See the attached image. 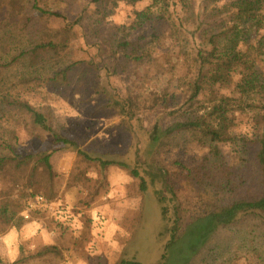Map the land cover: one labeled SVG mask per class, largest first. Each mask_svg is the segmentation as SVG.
Returning <instances> with one entry per match:
<instances>
[{
	"label": "trees",
	"instance_id": "1",
	"mask_svg": "<svg viewBox=\"0 0 264 264\" xmlns=\"http://www.w3.org/2000/svg\"><path fill=\"white\" fill-rule=\"evenodd\" d=\"M92 2L97 4L95 11L85 8L72 22L32 3L30 9L34 13L22 21V30L36 19L58 18L64 25L48 39L21 51L13 64L22 58L30 66L36 65L41 55H56L67 49L74 29L87 27L89 36L111 51L116 68L119 66L122 73L137 79L135 86L141 87L134 92L131 89L128 100L110 98L101 105L104 110L115 112L121 118L120 125L131 134L136 110L156 112L162 119L171 118L172 123L163 128L159 119L148 131L139 127L145 140L142 149L135 134L138 146L133 151L91 152L54 129L49 116L39 109L25 101L3 97L0 126H6L8 136L0 139V177L6 167L22 172L28 166L31 176L38 169L51 176L50 159L61 147L102 169L118 167L128 171L138 181L142 193L150 187L154 189L160 205L164 222L160 234L167 238L161 264H189L220 228L248 218L264 224V0ZM108 3L114 7L119 3L132 7L145 3V7L134 9L128 24H116L109 19L112 14L107 11ZM7 62L0 63V69L11 65ZM75 66L56 69L47 81L65 85ZM153 80L156 88L149 92ZM240 115L253 117L257 130L254 135L232 134L230 130L236 127ZM18 126L31 128V134L42 143L40 149L19 153ZM182 134H187L189 139L174 146L176 159L171 165L168 161H164L168 167L162 165L161 152L167 140ZM189 141L208 147L199 169L187 168L183 163ZM223 144L234 148L238 160L234 166L225 163L219 147ZM180 186L190 192H203L201 214L192 216L184 225L182 212L189 211L182 210L178 201L175 189ZM35 196L30 194L27 198ZM208 199L215 204L210 206ZM170 202H174L171 224L166 207ZM23 208L13 209L8 203L3 204L0 219L19 227L13 221ZM52 250L53 247L44 249L38 257ZM0 264L8 263L0 259ZM118 264L142 263L131 259Z\"/></svg>",
	"mask_w": 264,
	"mask_h": 264
},
{
	"label": "rangeland",
	"instance_id": "2",
	"mask_svg": "<svg viewBox=\"0 0 264 264\" xmlns=\"http://www.w3.org/2000/svg\"><path fill=\"white\" fill-rule=\"evenodd\" d=\"M34 2L41 9L62 15L66 22H72L85 8L94 12L97 7L92 0H0V63H11L0 69V100L4 97L29 103L49 116L54 129L91 152L133 151L138 146L135 134L142 149L145 140L139 127L148 131L159 119L163 128L172 123L171 118L162 119L156 112L136 110L131 134L120 125L121 118L115 112L104 110L101 105L110 98L128 100L131 89L134 92L141 87L135 86L137 79L122 73L119 66L116 68L111 51L95 42L87 27L74 29L69 47L58 54L41 55L32 66L22 58L13 64L21 51H28L48 39L64 25L58 18L36 19L22 30V21L34 13L30 9ZM144 7L145 3L136 7L123 3L114 7L108 3L107 11L112 14L109 18L112 22L128 24L133 10ZM69 65L76 66L68 83L47 81L53 71ZM152 75L150 71L149 76ZM154 84L155 80L150 82L149 92L156 88ZM254 127L251 115H240L236 118V127L230 131L235 136L250 137L257 131ZM16 131L20 154L40 149L42 143L31 134L30 127L18 126ZM6 132V126L1 125L0 139H6ZM184 139H189L187 134L167 140L161 152L162 165H171L176 159L173 148L183 144ZM189 142L183 163L187 168L199 169L208 147ZM219 147L225 163L234 166L238 161L234 148L229 144ZM50 162L51 176L42 169L31 176V166H28L22 172L6 167L0 177V207L8 203L13 209L21 208L30 194L42 196L49 203V209L30 213L28 220H20L21 213L17 214L13 223H19V227L0 219L2 261L8 264H118L121 260L135 259L142 264H161L167 238L160 234L163 221L153 188L142 193L138 181L128 171L118 167L102 169L62 147L54 151ZM175 191L182 210L189 211L182 212L184 225L192 216L201 214L203 192H190L182 186ZM208 202L210 206L215 204L211 199ZM166 207L171 224L174 202ZM52 247L54 250L38 257L44 249ZM189 264H264V224L248 218L220 228Z\"/></svg>",
	"mask_w": 264,
	"mask_h": 264
},
{
	"label": "built area",
	"instance_id": "3",
	"mask_svg": "<svg viewBox=\"0 0 264 264\" xmlns=\"http://www.w3.org/2000/svg\"><path fill=\"white\" fill-rule=\"evenodd\" d=\"M49 209V203L42 196H35L28 199L25 203L23 211L21 212L22 218L28 220L30 213L36 210H46Z\"/></svg>",
	"mask_w": 264,
	"mask_h": 264
}]
</instances>
